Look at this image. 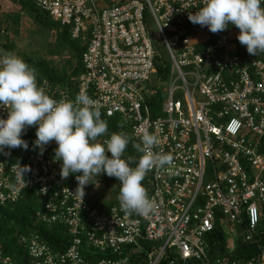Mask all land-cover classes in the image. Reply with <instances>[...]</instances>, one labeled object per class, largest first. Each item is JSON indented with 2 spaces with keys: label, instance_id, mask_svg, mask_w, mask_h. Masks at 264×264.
I'll list each match as a JSON object with an SVG mask.
<instances>
[{
  "label": "built area",
  "instance_id": "1",
  "mask_svg": "<svg viewBox=\"0 0 264 264\" xmlns=\"http://www.w3.org/2000/svg\"><path fill=\"white\" fill-rule=\"evenodd\" d=\"M27 1L84 43L78 93L96 101L107 117H119L134 140L145 130L155 134L153 151L170 154L173 163L147 174L156 211L144 218L126 215L120 205L93 207L89 184L81 199L78 183L67 184L59 174L53 141L42 154L34 145L23 162L0 158V208L36 189L42 202L37 221L65 227L72 239L58 252L37 232L19 235L26 263L6 255L0 241V264H128L142 241L153 247L149 264H264L258 238L264 215V52L249 54L236 29L218 32L212 43L192 40L203 30L188 15L203 0ZM146 11L170 59L167 80L157 73L159 51ZM39 87L56 100L58 93L69 99L47 81ZM160 91L162 116L155 117L149 99ZM0 118H7L4 107ZM19 165L28 168L23 176ZM218 214L228 252L241 236L257 245L256 256L213 258L209 235Z\"/></svg>",
  "mask_w": 264,
  "mask_h": 264
},
{
  "label": "clouds",
  "instance_id": "2",
  "mask_svg": "<svg viewBox=\"0 0 264 264\" xmlns=\"http://www.w3.org/2000/svg\"><path fill=\"white\" fill-rule=\"evenodd\" d=\"M264 0H203L201 7L188 19L207 27L212 33L224 31L229 25L239 29L237 40L249 54L264 52ZM0 107L7 109V118H0V152L4 148L27 149L22 134L35 126V147L41 150L54 141L55 159L61 162V178L75 175L81 199L84 188L100 174L120 181L118 201L126 215L148 218L156 211L142 181L155 169L171 166L173 157L153 148L159 144L155 134L145 130L138 140L123 132H113L100 142L108 131L101 119L97 102L86 93L74 100H56L37 84V74L21 57L0 54ZM140 153L135 166L125 158L127 146ZM110 154V155H108ZM28 171L19 165V175ZM23 176V175H22Z\"/></svg>",
  "mask_w": 264,
  "mask_h": 264
},
{
  "label": "trees",
  "instance_id": "3",
  "mask_svg": "<svg viewBox=\"0 0 264 264\" xmlns=\"http://www.w3.org/2000/svg\"><path fill=\"white\" fill-rule=\"evenodd\" d=\"M13 2L16 10L5 18L0 19V54L13 53L16 49L14 37L20 35V26L24 18L26 11L33 14V18L36 24L43 27H47L55 31L57 40L64 45L66 54L65 57L60 61L50 59L48 57H42L34 54H23L22 59L35 69L37 74V84L47 81L52 87L61 88L66 94L69 95V100H74L78 94L77 90V78L83 73L82 65V54L85 51V45L81 40L72 39L69 29L61 27L59 24L54 22L49 14L43 12L33 6L27 0H10ZM145 18L149 26L152 25L151 16L149 11L145 12ZM228 29L239 30L234 25H229ZM209 32L208 39L204 41L205 44L212 43L216 40L217 33ZM158 55L155 58V64L158 75L163 79L167 80L171 72L170 59L162 55L158 47ZM160 101L163 103L164 94L161 92ZM61 96L57 94V100H60ZM151 105V104H150ZM101 119L107 121L108 131L105 136L98 138L100 142L107 139L111 133L123 132L130 136L129 129L123 125L119 117L109 118L103 111H100ZM155 114V113H154ZM35 126L27 128L22 134V139L27 141L28 148H4L3 152H0V158L8 160L12 163L23 162L26 158L27 150L32 149L34 146ZM131 137V136H130ZM134 140V139H133ZM54 142V141H53ZM57 147L54 142L53 151L55 155V148ZM110 155V154H108ZM140 153H137L131 146V143L127 146L125 151V158L132 161L130 166H135ZM61 169V162H60ZM60 174V171H59ZM80 173L70 174L67 178V184L78 183L75 179V175ZM61 176V175H60ZM101 180L105 183L106 187L111 189L115 196L119 194L120 181L114 177H109L105 174L99 175ZM98 176L91 181L87 188L89 195L88 202L93 207L103 206H115L119 205L118 197L110 202H104L97 199L95 196H91V193L95 189V184ZM144 187L148 188L147 175L142 181ZM42 202L37 195L36 189L26 190L23 197L14 204H9L5 207L0 208V241L3 245L5 254L13 257L17 262L23 261L26 263L28 255L26 250L18 243V236L22 234H28L31 232L39 233L43 239L48 242L55 251L63 252L71 246V236L67 229L60 225L47 226L38 222L37 212L41 210ZM221 214L217 215V222L214 231L209 235V241L211 243V254L213 258L221 257L228 260L248 259L258 254L257 245L252 242H245L240 237L237 238V247L232 253L228 252V238L225 233ZM259 240L264 244V215L259 224ZM141 251L133 252L131 259L128 264H149V255L153 252V247L146 243L141 242ZM107 257H111L108 255Z\"/></svg>",
  "mask_w": 264,
  "mask_h": 264
},
{
  "label": "rangeland",
  "instance_id": "4",
  "mask_svg": "<svg viewBox=\"0 0 264 264\" xmlns=\"http://www.w3.org/2000/svg\"><path fill=\"white\" fill-rule=\"evenodd\" d=\"M15 10L16 7L10 0H0V19L5 18L7 15L11 14ZM201 29L203 31L199 30L196 34H194L192 40L196 42H202L208 39V34H206L208 28L205 26L201 27ZM151 36L156 40V44L159 47L162 55L168 58L169 56L167 55V51L164 48L162 40L157 39L158 30L155 24L151 25ZM13 40L16 44V49L15 51H13V54L18 57H22L23 54H34L42 57H48L56 61H60L62 60V58L65 57L66 54L64 45L57 40L55 31L47 27H43L39 24L37 25L33 18V14L29 11H26L24 18L21 22L20 35L14 37ZM154 81H156L155 77ZM149 85L156 86L152 83H148L145 86L149 87ZM177 85H179V83ZM158 86L159 85L157 84V87ZM160 93L161 91L159 93H155L153 97L149 99L151 108L155 113L153 114V116L155 117L162 116L163 105L160 101ZM95 186L96 187L91 193V196H95L101 201L110 202L113 201L115 197H118L112 193L111 189L106 187L105 183L101 180L100 176H98Z\"/></svg>",
  "mask_w": 264,
  "mask_h": 264
}]
</instances>
